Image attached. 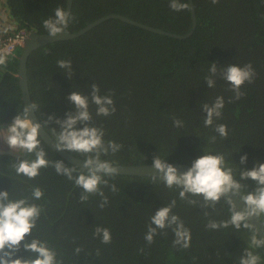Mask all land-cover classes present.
<instances>
[{
	"label": "trees",
	"instance_id": "obj_1",
	"mask_svg": "<svg viewBox=\"0 0 264 264\" xmlns=\"http://www.w3.org/2000/svg\"><path fill=\"white\" fill-rule=\"evenodd\" d=\"M3 1V0H0ZM189 4L188 0H182ZM66 0H5L9 22L0 35L18 31L48 34L42 21L54 15L57 7L65 10ZM195 28L182 39L143 30L118 19H107L83 35L56 41L34 50L26 61V76L31 102L37 105L39 122L49 116L54 119L43 128L54 141L59 125L56 119L75 109L68 100L72 91L89 98L90 126L102 128L104 141L121 145L116 153L101 156L114 165L150 164L155 155L166 162L190 164L204 154H222L231 166L235 179L245 195L256 188L251 180H240L239 171L251 170L254 162L264 163V0H192ZM1 8V7H0ZM74 17L66 33H77L94 20L118 14L160 31L182 36L191 31L189 10L174 12L169 0H72ZM6 56V66L0 67V127L7 128L24 109L18 84L19 56ZM72 62L73 76L68 79L57 67V60ZM211 64L217 67L215 86L208 88L204 77ZM251 64L256 75L245 83L241 99H233L229 85L220 78L228 65ZM99 86V94L109 95L114 102V114L96 115L91 103V86ZM217 96L224 98L222 116L211 127H205L203 103L212 104ZM232 102H229V101ZM183 121L174 127L173 119ZM227 126V138L215 133L217 125ZM83 126L78 124L77 128ZM215 136V142L209 138ZM39 138V137H38ZM40 139V138H39ZM50 165L41 168L34 179L17 176L12 164L16 159L0 153V191H8L9 199L27 198L42 208L32 237L45 241L61 264H239L248 248L252 231L235 230L231 226L210 230L209 220L221 222L230 218L224 200L214 207H201L199 197L179 198V189H171L151 177L115 175L103 177L117 191L100 186L108 204L101 209V198L89 195L81 202L82 190L51 166L62 161L74 168L75 177L81 171L52 152L40 139ZM3 142V141H0ZM70 153V152H68ZM84 160V154L71 152ZM247 155L245 164L240 157ZM34 159V155L29 156ZM238 169V172H237ZM34 187L43 191L41 200H33ZM176 201L172 214L190 230L188 249L173 247L171 229L157 230L152 244L144 235L149 218L160 208ZM196 200L197 204H190ZM207 213L208 215H205ZM260 220L264 224V215ZM109 229L111 242L101 243L94 237L96 227ZM80 248L77 255L74 249ZM143 250V251H141ZM261 257L264 249H251ZM21 250L16 257H27ZM14 257V258H16Z\"/></svg>",
	"mask_w": 264,
	"mask_h": 264
},
{
	"label": "clouds",
	"instance_id": "obj_2",
	"mask_svg": "<svg viewBox=\"0 0 264 264\" xmlns=\"http://www.w3.org/2000/svg\"><path fill=\"white\" fill-rule=\"evenodd\" d=\"M219 0H211L213 5ZM169 8L174 12L189 10V4L182 0H169ZM74 17L71 11L66 12L63 7H57L54 15L42 21V26L49 37H57L62 32L65 33ZM6 54L0 52V67L6 66ZM57 67L64 70L68 79L73 76L72 62L70 60H57ZM208 75L204 77L209 89L215 86L217 67L211 64L208 69ZM255 71L251 64L244 66L228 65L220 71V78L228 85L229 90L234 94L233 99L239 100L244 95L240 89L247 82L251 84L255 78ZM100 89L97 84L91 86V103L96 106V115L108 117L115 113L114 102L109 95H100ZM68 100L74 107V112L65 114V119H56L55 123L59 125V131L56 133V149L58 151L74 152L85 155L82 164L87 171H81L75 177L74 168L65 166L62 161H56L51 166L57 175L66 177L69 181H74V186L82 190L79 197L81 202L87 201L89 195L95 194L101 198L99 207L103 209L108 204V198L101 190L100 186L108 187L112 192H116V186L109 185L103 177H112L117 175L118 169L114 162L102 160L101 156L109 152L116 153L121 145L109 140L104 141L105 135L102 128L90 126L92 115L89 112V98L82 95L79 91H72ZM229 102H232L231 100ZM224 98L217 96L212 104L203 103L201 108L206 117L203 120L205 127H211L215 119L222 116L224 108ZM37 105L30 103L24 106L23 112L17 114L11 124L7 127H0V141H3L10 152L18 157L26 154L24 159H16L12 168L17 176H24L28 179H34L39 175L41 168L48 167L50 162L46 159V152L41 147V141L38 138V131L53 121L49 116L45 122L34 123L29 113H35ZM80 124L83 127L77 128ZM174 127H182L183 121L173 119ZM221 138H227V126L217 125L214 128ZM216 137H210L209 142L214 143ZM34 155V159L29 156ZM247 161V155L240 157V164ZM152 169L158 175L151 177L153 182L159 180L165 187L179 189V198L184 200L188 196L199 197L202 200L201 207H214L222 197H229L224 200L230 212V218L225 221L216 222L209 220L206 228L218 230L231 226L235 230L241 227L252 231L248 248H245L239 264H261V257L251 249L264 248V239H259L257 230L249 222L255 218L264 215V163L254 162L251 170L239 171L240 180H251L256 183L254 191L248 194L241 192L242 185L235 179L236 174L231 166L225 164V156L222 154H204L191 162L190 167L178 174V169L165 159L155 155L152 159ZM238 172V169H237ZM43 191L34 187L31 192L33 200H41ZM232 196L238 197L244 205L243 210H237ZM190 204H197L196 200H189ZM176 201L172 200L167 206L160 208L149 218V226L144 235L147 244H152L154 237L158 234L157 230L163 232L166 228L171 229L174 234L173 247L188 249L190 247L191 233L184 226L180 218L172 214ZM42 213L41 206L29 203L27 198L17 200L9 199L8 191H0V264H61L57 261L55 251L48 247L45 241L37 238L26 240V237H32V230L36 227L37 220ZM205 215H208L205 213ZM264 229V224H260ZM94 237H99L101 243L111 242V233L109 229L96 227L93 232ZM23 250L31 255L27 257H16V254ZM143 251V250H141ZM79 255L80 248L74 249ZM16 257V258H14Z\"/></svg>",
	"mask_w": 264,
	"mask_h": 264
},
{
	"label": "water",
	"instance_id": "obj_3",
	"mask_svg": "<svg viewBox=\"0 0 264 264\" xmlns=\"http://www.w3.org/2000/svg\"><path fill=\"white\" fill-rule=\"evenodd\" d=\"M188 2H189L190 11H191L192 28L188 34L182 35V36H178V35H174V34H170L167 32L160 31L156 28L149 27L147 25H144L142 23L128 19L125 16L118 15V14H110V15H106L104 17H100V18L94 20L93 22L89 23L88 25H86L82 29H80L77 33H66V32L63 33L62 32L57 37H49L48 34H38L34 31H30L27 39L24 42L21 54L19 56V68H18V73H17L18 84H19V88L21 91V100L23 102V105L27 106L30 103H32L31 99H30L27 76H26V61H27L28 56L34 50L38 49L41 46H44V45H47V44H50V43H53L56 41L69 40V39H74L76 37H79V36L83 35L84 33L88 32L89 30H91L92 28H94L95 26H97L98 24H100L101 22H103L107 19H111V18L118 19L124 23L139 27V28L146 30V31H149V32H153V33H157V34H161V35H165V36H169V37H173V38H177V39H182V38H185L187 36H190V34L192 33V31L195 28V14H194L192 0H188ZM71 6H72V0H66L65 11L66 12L71 11ZM29 116H30V119L34 123L39 122L35 113L30 112ZM38 137L45 143V145L52 152L56 153L63 160H65L69 164H71V165H73L79 169L87 171V169H85L83 167V164H82L83 160L71 155L70 153H68L66 151H58L56 149V141H54L52 139V137L48 134V132L44 128H41L38 131ZM0 153L10 154L11 156L17 157V158L25 156V155H21L18 157L15 153L10 152L9 150H3V151L0 150ZM168 163L172 164L174 167H176L178 169V174L186 171L190 167V164H186V163H179V162H168ZM114 166L119 168L117 175L132 176V177H152L153 175H158L152 169V163L140 164V165H114ZM227 198H229V197H222L223 200H225ZM231 199L235 203L237 210H243L244 205L242 204V202H240L238 197L232 196ZM258 220H259V222L255 218H253L249 222L257 230L258 238L264 239V229H262L260 227V224H263V222L260 220V218H258Z\"/></svg>",
	"mask_w": 264,
	"mask_h": 264
},
{
	"label": "built area",
	"instance_id": "obj_4",
	"mask_svg": "<svg viewBox=\"0 0 264 264\" xmlns=\"http://www.w3.org/2000/svg\"><path fill=\"white\" fill-rule=\"evenodd\" d=\"M28 32L18 31L13 35H0V52L6 56L13 55L17 47L22 48L28 37Z\"/></svg>",
	"mask_w": 264,
	"mask_h": 264
},
{
	"label": "rangeland",
	"instance_id": "obj_5",
	"mask_svg": "<svg viewBox=\"0 0 264 264\" xmlns=\"http://www.w3.org/2000/svg\"><path fill=\"white\" fill-rule=\"evenodd\" d=\"M4 3H5V0L0 1V7H2V11H3V13L0 15V23H4L3 21L9 22V19H10V15H9L7 9L4 8V6H3ZM19 52L21 53L20 50H19Z\"/></svg>",
	"mask_w": 264,
	"mask_h": 264
},
{
	"label": "flooded vegetation",
	"instance_id": "obj_6",
	"mask_svg": "<svg viewBox=\"0 0 264 264\" xmlns=\"http://www.w3.org/2000/svg\"><path fill=\"white\" fill-rule=\"evenodd\" d=\"M0 150L3 151V150H9V149L5 143L0 142Z\"/></svg>",
	"mask_w": 264,
	"mask_h": 264
},
{
	"label": "crops",
	"instance_id": "obj_7",
	"mask_svg": "<svg viewBox=\"0 0 264 264\" xmlns=\"http://www.w3.org/2000/svg\"><path fill=\"white\" fill-rule=\"evenodd\" d=\"M3 13L2 11V7L0 8V15ZM1 27H3V25L5 26L6 24L5 23H0Z\"/></svg>",
	"mask_w": 264,
	"mask_h": 264
}]
</instances>
